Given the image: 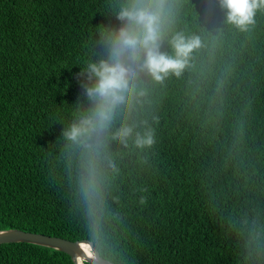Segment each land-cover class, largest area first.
Here are the masks:
<instances>
[{"label":"trees","instance_id":"trees-1","mask_svg":"<svg viewBox=\"0 0 264 264\" xmlns=\"http://www.w3.org/2000/svg\"><path fill=\"white\" fill-rule=\"evenodd\" d=\"M123 0H0V230L90 240L79 148L63 129L88 106L78 77ZM198 35L179 76L141 74L118 114L155 142H107L99 254L120 264H264V10L248 30L218 0H176ZM163 51L171 52L167 42ZM139 93H142L139 94ZM79 97V98H78ZM0 264H74L56 249L0 244Z\"/></svg>","mask_w":264,"mask_h":264},{"label":"clouds","instance_id":"clouds-1","mask_svg":"<svg viewBox=\"0 0 264 264\" xmlns=\"http://www.w3.org/2000/svg\"><path fill=\"white\" fill-rule=\"evenodd\" d=\"M225 10L224 22L241 31L255 23L257 11L264 10V0H218ZM176 0H123L115 12L117 26L101 24L97 28L102 46L95 60L86 62L78 77L88 106L62 135L79 148L82 171L78 177L85 214L90 221V240L81 242V255L75 264H96L99 244L98 219L104 202V164L113 167L107 156L110 139L127 146L129 139L139 148L154 144V131L146 127L136 131L134 124L117 115L131 110L141 74L162 83L170 74L179 76L188 65L194 50L201 47L198 35H185L173 28ZM167 42L171 52L163 51ZM142 95V93H139ZM79 98V97H78ZM86 240V239H84Z\"/></svg>","mask_w":264,"mask_h":264},{"label":"water","instance_id":"water-1","mask_svg":"<svg viewBox=\"0 0 264 264\" xmlns=\"http://www.w3.org/2000/svg\"><path fill=\"white\" fill-rule=\"evenodd\" d=\"M81 241L86 242L89 240H81ZM11 242H27V243H33L37 245L55 248L59 251L68 254L71 257L74 264H75L76 256L82 254L78 242L70 241L57 236L28 232L18 228L0 230V244L11 243ZM97 255L99 258L96 264H120V263H114L112 261L103 258L99 254V252L97 253Z\"/></svg>","mask_w":264,"mask_h":264},{"label":"bare ground","instance_id":"bare-ground-1","mask_svg":"<svg viewBox=\"0 0 264 264\" xmlns=\"http://www.w3.org/2000/svg\"><path fill=\"white\" fill-rule=\"evenodd\" d=\"M29 232V231H28ZM33 233H36V232H33ZM39 234H41V233H39ZM44 235H47V234H44ZM57 237H59V236H57ZM60 238H62V237H60ZM63 239H65V238H63ZM67 240H69V239H67ZM70 241H73V240H70ZM74 242H78L79 244L82 242L81 240H75ZM33 244V243H32ZM42 246V245H41ZM51 248V247H50ZM53 249H55V248H53ZM57 250V249H56ZM59 251V250H58ZM62 252V251H61ZM65 253V252H64Z\"/></svg>","mask_w":264,"mask_h":264}]
</instances>
